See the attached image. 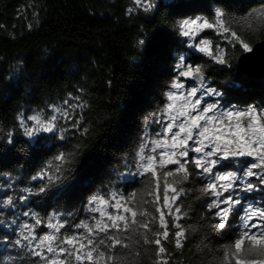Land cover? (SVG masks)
<instances>
[{
    "label": "snow or ice",
    "instance_id": "1",
    "mask_svg": "<svg viewBox=\"0 0 264 264\" xmlns=\"http://www.w3.org/2000/svg\"><path fill=\"white\" fill-rule=\"evenodd\" d=\"M126 15L157 13L165 7L157 0H131ZM29 27H31L29 25ZM211 31L224 46L206 38ZM183 38L172 76L159 105L144 116L131 160L117 180L139 178L142 192L125 196L118 185L102 187L87 198V216L54 211L41 216L33 205L62 194L71 175L79 145L58 151L23 183L11 173L0 175V264H124L122 255L153 254L152 264H173L175 250L188 241L185 200L193 179L200 184L196 199L204 200L212 233L227 234L234 220L237 235L223 246L219 264H264V103H249L241 72L224 84L206 74L197 54L223 69H231L229 51L254 53L250 34L264 32V10L239 19L216 7L211 15L185 17L176 23ZM143 43V41H140ZM83 91V90H81ZM233 96L243 104L232 102ZM88 103L81 95H68L48 103L16 123L34 158L50 151L48 141L65 142L77 132L84 136ZM19 141L15 133L0 134V147ZM39 182V183H35ZM7 253V259L4 258Z\"/></svg>",
    "mask_w": 264,
    "mask_h": 264
},
{
    "label": "trees",
    "instance_id": "2",
    "mask_svg": "<svg viewBox=\"0 0 264 264\" xmlns=\"http://www.w3.org/2000/svg\"><path fill=\"white\" fill-rule=\"evenodd\" d=\"M166 5L157 13L128 16L131 0H0V134L15 133L19 141L0 147V175H11L29 184V178L52 160L58 151H79L71 175L58 197L40 199L33 205L41 216L58 211L72 213L78 221L87 216L84 205L92 192L118 185L125 196L143 191L139 178L117 180L131 160L144 116L159 105L164 87L172 76L182 39L176 23L185 17L208 16L216 7L239 19L253 10H264V0H157ZM29 25L31 27H29ZM206 38L224 46L215 33ZM250 43L264 39V32L250 34ZM143 41V43H140ZM242 51L230 50L231 69L215 65L199 56L206 74L217 84L236 78L241 71L236 57ZM244 76L249 103H264V78ZM83 90V91H81ZM81 95L88 103L84 127L65 142L48 141L45 151L34 158L26 138L16 123L20 111L48 103H60L68 95ZM233 103L243 98L233 96ZM39 183V182H35ZM185 200L189 216L185 222L189 239L182 251L175 250L173 264H219L223 246L237 235L234 220L227 234L212 233L211 217L199 195L200 184L193 179ZM7 259V253H4ZM124 264H152L153 254L140 257L122 255Z\"/></svg>",
    "mask_w": 264,
    "mask_h": 264
},
{
    "label": "water",
    "instance_id": "3",
    "mask_svg": "<svg viewBox=\"0 0 264 264\" xmlns=\"http://www.w3.org/2000/svg\"><path fill=\"white\" fill-rule=\"evenodd\" d=\"M252 46L254 53L247 54V59L241 53L236 57V65L245 76L264 78V39L254 42Z\"/></svg>",
    "mask_w": 264,
    "mask_h": 264
}]
</instances>
